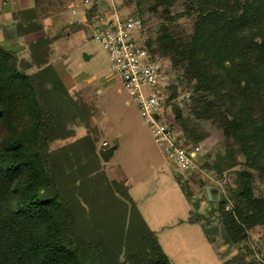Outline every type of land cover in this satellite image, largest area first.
Here are the masks:
<instances>
[{
  "label": "trees",
  "instance_id": "trees-1",
  "mask_svg": "<svg viewBox=\"0 0 264 264\" xmlns=\"http://www.w3.org/2000/svg\"><path fill=\"white\" fill-rule=\"evenodd\" d=\"M40 2L12 12L9 23L19 36L43 26L36 15ZM175 2L191 16L189 29L172 14ZM121 4L144 23L145 11L159 20L147 47L168 59L179 87L190 92L188 115L177 105L170 114V125L176 121L180 127L178 137L198 144L193 118L209 120L225 141L214 170L234 166L239 155L244 168L264 175V0ZM93 8L88 7L89 15ZM50 43L49 37L28 42L35 64L43 65L34 73L19 69L16 55L0 43V264H171L130 197L126 179L109 178L102 168L95 128L94 137L88 133L58 150L49 148L53 139L72 134L64 116L90 126L87 106L76 105L47 61ZM247 169L233 171L228 197L213 202L205 194L215 203L226 244L264 225V195L254 192ZM176 180L190 204L187 221L199 222L210 239L206 217L197 212L200 199L186 181ZM228 201L231 208L225 209ZM241 259L229 257L222 264H242Z\"/></svg>",
  "mask_w": 264,
  "mask_h": 264
},
{
  "label": "rangeland",
  "instance_id": "rangeland-1",
  "mask_svg": "<svg viewBox=\"0 0 264 264\" xmlns=\"http://www.w3.org/2000/svg\"><path fill=\"white\" fill-rule=\"evenodd\" d=\"M95 1L99 2V10H106L111 3V0H89L88 4ZM116 1L118 4L119 1ZM122 1L120 0L119 5L121 14L131 13L127 6L121 4ZM180 3L175 2L172 5V14L189 29L191 16L184 14L183 5ZM88 4L85 6L81 0H41L36 9L37 20L43 25L41 28L23 36L18 35L14 23L3 24L0 28V43L16 55L18 68L28 73L37 72L43 67L35 64L28 42L39 37H49L51 43L48 63L54 67L65 87L73 95L76 105L87 106L89 128L83 123H72L73 118L64 116L62 120L66 123L67 131L72 134L66 138L53 139L49 148L58 150L88 133L94 137L95 128L98 154L100 150L114 147L107 161L99 154L102 168L109 178L126 179L130 197L147 225L156 232L158 242L171 264H222V260L238 255L242 258V264H264V225L252 226L243 240L226 244L221 234L218 212L213 210L215 203H210L212 200L205 198L206 187L212 189L215 198L213 202L228 197L227 189L233 182V171L247 169L242 165V157L237 155L238 162L230 168H223L221 173L214 170L216 157L225 150L221 129L209 120L193 118L191 124L199 135L198 154L201 157L207 155L205 158L209 164L201 166L202 158L193 171H177L168 156L154 142L151 129L137 105L110 69L107 53L100 41L94 37L91 15L96 9L93 8L89 15ZM73 8L75 12L72 11ZM143 17L146 19V38L149 39L154 36L153 32L159 20L148 11H145ZM84 54L88 57L85 58ZM155 54L159 57L164 72L165 109L171 114L173 105H177L186 117L188 109L185 101L190 92L179 87L168 59ZM170 114L166 116L168 123ZM79 118L76 115L75 121ZM171 126L176 131L180 128L176 121ZM103 141L107 143L105 146H102ZM247 170L253 179L254 192L264 195V175L252 169ZM176 177L186 181L193 197L200 199L197 212L206 217L204 221L207 223L210 239L199 222L187 221L190 204ZM230 208L231 202L228 201L225 209ZM120 259H123L122 255Z\"/></svg>",
  "mask_w": 264,
  "mask_h": 264
},
{
  "label": "built area",
  "instance_id": "built-area-1",
  "mask_svg": "<svg viewBox=\"0 0 264 264\" xmlns=\"http://www.w3.org/2000/svg\"><path fill=\"white\" fill-rule=\"evenodd\" d=\"M85 6L89 0H81ZM111 0L106 10L96 9L91 15L94 37L105 49L110 69L117 75L128 96L137 105L144 121L151 129L154 142L168 156L175 169L185 173L201 163L199 144L184 143L166 121L164 106L165 85L159 57L146 44V25L137 13L122 15L120 0ZM73 12L76 10L73 8ZM106 141L102 142L105 146Z\"/></svg>",
  "mask_w": 264,
  "mask_h": 264
},
{
  "label": "crops",
  "instance_id": "crops-1",
  "mask_svg": "<svg viewBox=\"0 0 264 264\" xmlns=\"http://www.w3.org/2000/svg\"><path fill=\"white\" fill-rule=\"evenodd\" d=\"M32 3L33 0H0V28L3 24H8L12 20L13 11L24 7H29L32 5ZM113 151L114 148H112V152L109 154V156L113 153ZM129 191L130 190L128 188V192Z\"/></svg>",
  "mask_w": 264,
  "mask_h": 264
},
{
  "label": "water",
  "instance_id": "water-1",
  "mask_svg": "<svg viewBox=\"0 0 264 264\" xmlns=\"http://www.w3.org/2000/svg\"><path fill=\"white\" fill-rule=\"evenodd\" d=\"M84 56H85V58L88 57L87 54H84ZM111 152H112V149H111L110 151L104 149V150H100V151H99V154H100V156L102 157V159H103L104 161H107L108 156H109V154H110ZM205 193H206V196H207V199H208V200L215 199V198L213 197L212 189H210L209 187H206V189H205Z\"/></svg>",
  "mask_w": 264,
  "mask_h": 264
}]
</instances>
